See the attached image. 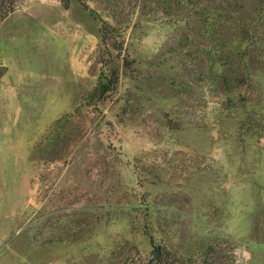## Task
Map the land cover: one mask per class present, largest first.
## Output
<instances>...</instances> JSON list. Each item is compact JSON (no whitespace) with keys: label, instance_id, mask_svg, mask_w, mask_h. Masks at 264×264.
I'll use <instances>...</instances> for the list:
<instances>
[{"label":"rangeland","instance_id":"1","mask_svg":"<svg viewBox=\"0 0 264 264\" xmlns=\"http://www.w3.org/2000/svg\"><path fill=\"white\" fill-rule=\"evenodd\" d=\"M155 245L264 264V0H20L0 14V264Z\"/></svg>","mask_w":264,"mask_h":264},{"label":"trees","instance_id":"2","mask_svg":"<svg viewBox=\"0 0 264 264\" xmlns=\"http://www.w3.org/2000/svg\"><path fill=\"white\" fill-rule=\"evenodd\" d=\"M20 0H0V14L1 17L5 18L9 13L13 12L17 3ZM62 4L67 7L69 4V0H60ZM102 82H98L95 89H98L100 87H103ZM170 254L169 251H167L165 248H163L160 245H155L154 250L152 252V263L153 264H168L166 263V255Z\"/></svg>","mask_w":264,"mask_h":264}]
</instances>
